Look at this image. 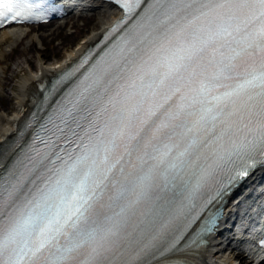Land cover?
<instances>
[{
    "label": "snow or ice",
    "instance_id": "snow-or-ice-1",
    "mask_svg": "<svg viewBox=\"0 0 264 264\" xmlns=\"http://www.w3.org/2000/svg\"><path fill=\"white\" fill-rule=\"evenodd\" d=\"M138 6L139 0L123 5L129 13ZM139 29L114 69L113 82L124 84L109 102L119 108L103 127L90 124L95 136L81 146L83 153L54 184L23 201L15 176L6 183L0 179V202L9 200V211L0 212V264H65L81 249L80 264H107L122 249L134 205L155 181L164 187L179 182L182 190L195 192L211 173L210 158L219 167L264 155V0H154ZM256 56L258 64L253 60L248 70L238 71L240 58ZM110 91L103 84L95 94L85 89L63 109L60 123L80 127L78 119L91 117ZM178 93L179 102L169 104ZM57 130L63 131L59 125ZM118 148L129 157L138 154L147 167L119 183L108 205L119 211L107 215L96 204L124 158L114 159ZM202 148L210 151L202 154ZM181 215L171 202L157 205L138 226L139 235L164 239Z\"/></svg>",
    "mask_w": 264,
    "mask_h": 264
},
{
    "label": "bare ground",
    "instance_id": "bare-ground-1",
    "mask_svg": "<svg viewBox=\"0 0 264 264\" xmlns=\"http://www.w3.org/2000/svg\"><path fill=\"white\" fill-rule=\"evenodd\" d=\"M83 5V6H82ZM79 6L78 16H84L83 13L89 12L96 17V22L88 30L84 37L69 51L64 52V57L56 63H46L42 58L38 57L35 62V69L29 70L26 65L31 63L30 59H18L15 65L1 66L7 57V51L16 44L25 43L23 40L29 37L30 40L39 41L44 45V42L51 41L55 36H58L64 30V22H55L37 26L38 29L48 28L46 31L36 32L31 34L27 32L25 27H15L5 29L0 32V98H6L8 103L1 106L6 111H11L10 114L0 113V149L8 143L17 133V129L21 121L24 119L30 110L31 105L36 99L41 97L38 90V83L45 80H50L58 72L74 61L83 51L96 42L101 34L107 29L111 22L118 17V13L108 5L101 4L95 1L84 0ZM86 14V15H88ZM73 16L70 20H73ZM72 25H75L74 21ZM71 36V35H70ZM70 37L65 35L58 43V48L67 44ZM26 47V46H25ZM23 50H27L26 48ZM46 57V55L44 54ZM10 71L11 74L24 72L16 84V89L12 90L11 77H7L5 73ZM12 101V102H11ZM13 103V105H12ZM13 110V111H12ZM260 175L256 176L251 184L247 185L246 193L241 201V206L236 208L235 204L227 205L224 217H228L232 209L239 223L236 228V237L229 239L224 244L228 236L222 233V228L210 236L207 247L199 255V257H190L189 261L196 264H237L243 261V264H259L258 255L252 245V239L256 233V222L264 206V184L255 186L254 183L260 179ZM235 200V199H234ZM225 225H223L224 227Z\"/></svg>",
    "mask_w": 264,
    "mask_h": 264
},
{
    "label": "rangeland",
    "instance_id": "rangeland-1",
    "mask_svg": "<svg viewBox=\"0 0 264 264\" xmlns=\"http://www.w3.org/2000/svg\"><path fill=\"white\" fill-rule=\"evenodd\" d=\"M96 15L93 16L92 14H88L87 16H81L73 20H69L64 24V30L62 33L58 36H55L51 41L44 42V45L42 43L36 42L33 39H25L22 44H17L13 50L11 49L10 52H8L7 57L3 64L1 66L8 65H15L16 60L18 59H24L28 58L32 60L31 63H28L26 67L29 70L35 69V62L38 57L42 58V60L46 63L52 64L56 63L57 61H60L64 57V52H67L70 50V48L74 47L82 37L85 36V34L88 32V30L94 25L96 22ZM74 21L75 25H72V22ZM49 28V27H48ZM48 28L31 30L33 34H36V32H44L48 30ZM65 35H68L70 38L66 41L67 44L64 46L58 48V43L60 42L61 38ZM71 35V36H70ZM27 47V50H23L24 47ZM25 47V48H26ZM71 48V49H72ZM46 55V57L44 56ZM24 74V72H20L17 74H11L10 71H7L5 75L7 77H11V85L10 87L12 90L16 89V84L18 83L20 77ZM12 102V101H11ZM8 103V100L6 98H0V113L10 114L11 111H6L1 106H5ZM13 105V103H12ZM13 111V110H12ZM241 264V263H240ZM243 264V263H242Z\"/></svg>",
    "mask_w": 264,
    "mask_h": 264
}]
</instances>
